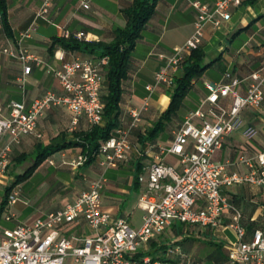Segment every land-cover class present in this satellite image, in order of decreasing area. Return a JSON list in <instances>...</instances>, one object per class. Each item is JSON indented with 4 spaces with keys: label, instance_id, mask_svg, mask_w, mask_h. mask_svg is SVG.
Masks as SVG:
<instances>
[{
    "label": "crops",
    "instance_id": "obj_1",
    "mask_svg": "<svg viewBox=\"0 0 264 264\" xmlns=\"http://www.w3.org/2000/svg\"><path fill=\"white\" fill-rule=\"evenodd\" d=\"M201 1L211 5L216 2ZM83 2H87L89 6L84 7ZM132 2L133 0H7L11 33L5 30L0 16V106L3 111L7 112V104L12 100L29 105L33 99L43 96L48 90L63 92L55 70L63 62L77 56H98L90 53L89 49L66 48L56 39L67 38L65 31L70 30L84 31L86 36L79 39L83 42H110L114 37V30L126 25L124 10ZM46 3L48 11L45 17H38L37 28L22 40L43 62L36 64L31 61L32 69L25 81L21 82L19 77L23 75L24 62L5 53L2 48L8 43L17 44L21 32L31 25L37 12ZM229 11L230 18L223 19L219 26L211 22L205 24L200 46L205 52L204 65L207 67L200 77L193 80L177 114L165 122L155 139L144 141L140 137V134L147 136L149 129L171 101L167 93L168 87L165 84L156 86L151 92L150 106L143 112L140 125L131 133L132 148L128 159L121 161L118 166L104 167L97 159L74 165L72 161L82 152L81 147L67 145L50 153L26 179L13 185L17 176L34 163L44 147L73 140L76 132H84L91 127L86 117L82 116L76 129L70 131L72 114L63 106H52L40 116L38 131L42 133L41 137L24 134L19 142H12L9 167L0 174V234L19 222H33L45 213L74 201L82 191L90 187L91 180L101 174L106 177L102 190L103 210L113 216H123L132 226L139 227L144 214L139 200L146 190V183L140 181L139 176L146 174V167L156 160L158 146L171 144L175 131L186 115L201 105L209 92L206 82L225 83L231 77H237L242 80L237 89L244 94L249 74L264 68V0H242L241 4L231 6ZM196 15L192 0H158L154 14L131 52L128 76L123 81L120 125L130 121V108L140 106L149 93L146 85L155 82V73L165 64V55L170 54L174 47L184 44L193 33ZM189 54L187 52L186 57ZM108 66L109 64L104 67L102 96L107 92ZM181 72L182 66L176 75ZM227 72L231 77L226 76ZM232 100V95L221 97L222 103L227 107ZM240 115L244 125L257 128V134L248 138L240 128L224 137L222 147L214 153V159L224 163L229 173L249 171L250 167L240 160L241 155L250 156L257 163L258 154L264 153V100L260 106L243 108ZM9 141L11 137L7 134L0 141V147ZM163 159L179 165L176 154L165 153ZM38 175L42 178L36 187L40 188L41 194L33 202L24 186ZM10 186H17L20 190L19 198L11 204L7 201ZM222 192L232 207L224 210L221 226L211 229L199 224L183 223L181 226L178 222H173L144 244L136 256L168 257L179 264H186L188 261L217 264L210 259L209 253L219 243L227 258L219 260L218 264H241L230 261L228 257L237 241L236 231L231 226L233 215L236 210L241 213L240 222L246 229V240L252 238L255 229L264 231V184L242 182L223 185ZM8 212L14 214L10 220L5 218ZM137 212L139 218L132 221V215ZM63 232L69 236L93 234L83 219L65 225Z\"/></svg>",
    "mask_w": 264,
    "mask_h": 264
},
{
    "label": "built area",
    "instance_id": "obj_2",
    "mask_svg": "<svg viewBox=\"0 0 264 264\" xmlns=\"http://www.w3.org/2000/svg\"><path fill=\"white\" fill-rule=\"evenodd\" d=\"M242 0H216L208 4L192 0L197 11L193 33L181 46L165 55V64L155 73V82L147 84L149 93L140 106L130 108L131 119L119 125L109 138L104 140L92 154L104 166H118L127 160L132 148L131 133L140 125L142 114L150 106L151 92L160 84L173 86L175 76L187 52L200 46L207 22L219 26L223 19H229L231 6ZM46 3L36 14L31 25L21 32L17 44L8 43L2 50L24 62V82L32 69L31 61L41 64L43 60L26 45L23 38L37 28V18L45 17ZM88 7L87 2H83ZM65 36L82 39L84 31H65ZM62 57V55H61ZM109 64V56L75 57L65 61L55 70L63 92L48 90L43 96L33 99L27 105L23 101L12 100L7 104V112L0 106V141L10 135L11 141L0 147V174L7 171L10 164L12 142H19L22 135L38 131V120L52 106H63L72 114L70 131H74L82 116L89 124H101L104 120L102 89L105 81L104 67ZM226 76L231 77L229 72ZM242 80L231 77L225 83L207 81L209 90L201 105L190 111L175 131L171 144L158 146L156 160L146 167V174L139 176L145 181L146 190L140 196L143 221L134 227L123 216H113L102 208V190L106 183L104 174L95 177L90 187L82 191L74 201L51 210L33 222H19L6 228L0 234V264H179L172 259L138 257L136 253L153 236L162 232L173 222L199 224L211 229L223 223V213L232 207L222 192L223 185L249 182L264 184V153L252 157L241 155L240 160L249 167L246 173H229L224 163L214 159V153L222 147L224 137L242 128L248 138L257 134L253 125H244L240 112L246 107L260 106L264 100V68L249 74L247 89L240 93L237 86ZM233 96L229 107L221 97ZM154 146V144L152 145ZM173 153L179 157V165L167 162L163 154ZM90 154L81 152L72 161L82 165ZM17 186L11 188L7 201L14 203L19 198ZM8 212L7 220L13 218ZM241 213L235 211L231 226L237 234V241L230 249L228 257L241 264H264V231L255 229L250 240H246V229L240 222ZM83 219L93 234L66 235L65 225ZM173 251V250H171ZM186 264H202L188 261Z\"/></svg>",
    "mask_w": 264,
    "mask_h": 264
},
{
    "label": "trees",
    "instance_id": "obj_3",
    "mask_svg": "<svg viewBox=\"0 0 264 264\" xmlns=\"http://www.w3.org/2000/svg\"><path fill=\"white\" fill-rule=\"evenodd\" d=\"M157 2L158 0H133L132 4L124 10L127 19L126 25L117 27L114 30V37L110 42H83L74 36L56 39V41H59L66 48L89 49L90 53L97 56H109V66L106 73L107 92L102 96L104 101V123L92 125L84 132H76V138L73 140L44 147L36 156L34 163L17 176L13 185L26 179L50 153L67 145H79L82 152L90 154L87 162L94 159L92 154L98 150L100 144L109 138L120 125L119 110L123 96V81L128 76L131 52L137 40L141 37L143 28L154 14ZM7 12V0H0V16L3 26L8 33H11ZM204 57L205 52L199 46L194 48L188 57L184 59L181 64L182 72L175 76L173 86L167 89L171 101L160 118L155 121L154 126L149 129L147 136L140 134V137L144 141L155 139L165 122L177 114L183 105L188 90L192 86L193 80L200 77L207 67V65H204ZM12 186L8 188L7 193H9ZM209 257L214 263L217 262V264L220 263L219 260L226 259L227 256L222 252V244L216 243V247L209 253ZM162 258L171 259L168 257Z\"/></svg>",
    "mask_w": 264,
    "mask_h": 264
},
{
    "label": "rangeland",
    "instance_id": "obj_4",
    "mask_svg": "<svg viewBox=\"0 0 264 264\" xmlns=\"http://www.w3.org/2000/svg\"><path fill=\"white\" fill-rule=\"evenodd\" d=\"M41 178H42L41 175H38L33 180H30L28 183H26V185L24 186L25 192L30 194L29 198L31 200L33 199V202H36L39 199V196L41 194L40 188L36 187L37 183L39 182ZM138 218H139V213L137 212L132 215L131 220L134 221V220H137ZM178 224L183 226V222L181 221H178Z\"/></svg>",
    "mask_w": 264,
    "mask_h": 264
}]
</instances>
